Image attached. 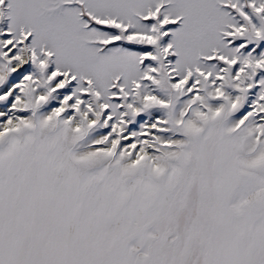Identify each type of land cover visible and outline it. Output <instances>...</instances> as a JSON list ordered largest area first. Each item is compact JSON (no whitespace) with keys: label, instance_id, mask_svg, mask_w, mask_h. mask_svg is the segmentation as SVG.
<instances>
[{"label":"snow or ice","instance_id":"snow-or-ice-1","mask_svg":"<svg viewBox=\"0 0 264 264\" xmlns=\"http://www.w3.org/2000/svg\"><path fill=\"white\" fill-rule=\"evenodd\" d=\"M0 264H264V0H0Z\"/></svg>","mask_w":264,"mask_h":264}]
</instances>
